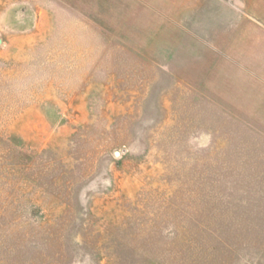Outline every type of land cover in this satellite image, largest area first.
Segmentation results:
<instances>
[{
    "label": "rangeland",
    "instance_id": "374dc122",
    "mask_svg": "<svg viewBox=\"0 0 264 264\" xmlns=\"http://www.w3.org/2000/svg\"><path fill=\"white\" fill-rule=\"evenodd\" d=\"M0 264H264V0H0Z\"/></svg>",
    "mask_w": 264,
    "mask_h": 264
}]
</instances>
